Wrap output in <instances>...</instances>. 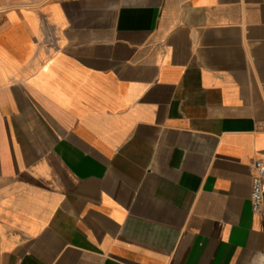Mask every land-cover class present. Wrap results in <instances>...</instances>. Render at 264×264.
Listing matches in <instances>:
<instances>
[{
  "label": "crops",
  "instance_id": "obj_1",
  "mask_svg": "<svg viewBox=\"0 0 264 264\" xmlns=\"http://www.w3.org/2000/svg\"><path fill=\"white\" fill-rule=\"evenodd\" d=\"M256 160L264 0H0V264H264Z\"/></svg>",
  "mask_w": 264,
  "mask_h": 264
},
{
  "label": "built area",
  "instance_id": "obj_2",
  "mask_svg": "<svg viewBox=\"0 0 264 264\" xmlns=\"http://www.w3.org/2000/svg\"><path fill=\"white\" fill-rule=\"evenodd\" d=\"M252 182H251V208L253 213H259L264 204V162L256 160L251 164Z\"/></svg>",
  "mask_w": 264,
  "mask_h": 264
}]
</instances>
